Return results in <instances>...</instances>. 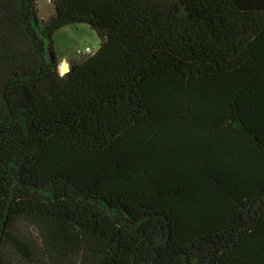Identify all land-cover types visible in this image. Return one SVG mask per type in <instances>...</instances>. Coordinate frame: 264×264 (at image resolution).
Segmentation results:
<instances>
[{
  "label": "trees",
  "instance_id": "1",
  "mask_svg": "<svg viewBox=\"0 0 264 264\" xmlns=\"http://www.w3.org/2000/svg\"><path fill=\"white\" fill-rule=\"evenodd\" d=\"M49 1L0 0V264H264V0Z\"/></svg>",
  "mask_w": 264,
  "mask_h": 264
},
{
  "label": "rangeland",
  "instance_id": "2",
  "mask_svg": "<svg viewBox=\"0 0 264 264\" xmlns=\"http://www.w3.org/2000/svg\"><path fill=\"white\" fill-rule=\"evenodd\" d=\"M36 2L40 17L45 18L53 14L54 9L49 0H36ZM52 41L55 58L59 63V74H62L60 68L62 69L63 64L68 63L70 65V62L76 60L80 53L85 54L87 48L93 52L97 51L100 43L94 30L86 24L64 26L54 33ZM21 231L26 238L32 239L36 244V234L31 227L24 224L21 226ZM9 262L11 264H26L18 257L9 260Z\"/></svg>",
  "mask_w": 264,
  "mask_h": 264
},
{
  "label": "water",
  "instance_id": "3",
  "mask_svg": "<svg viewBox=\"0 0 264 264\" xmlns=\"http://www.w3.org/2000/svg\"><path fill=\"white\" fill-rule=\"evenodd\" d=\"M60 71L62 74H65L69 71V65L68 63L63 64L62 69L60 68Z\"/></svg>",
  "mask_w": 264,
  "mask_h": 264
},
{
  "label": "built area",
  "instance_id": "4",
  "mask_svg": "<svg viewBox=\"0 0 264 264\" xmlns=\"http://www.w3.org/2000/svg\"><path fill=\"white\" fill-rule=\"evenodd\" d=\"M85 53H86V54H92L93 52H92L90 49L87 48V49L85 50ZM61 75H62V74H61Z\"/></svg>",
  "mask_w": 264,
  "mask_h": 264
},
{
  "label": "crops",
  "instance_id": "5",
  "mask_svg": "<svg viewBox=\"0 0 264 264\" xmlns=\"http://www.w3.org/2000/svg\"><path fill=\"white\" fill-rule=\"evenodd\" d=\"M40 17V16H39ZM40 18H42V17H40ZM46 18V17H45ZM42 19H44V18H42ZM63 62H65V61H63Z\"/></svg>",
  "mask_w": 264,
  "mask_h": 264
}]
</instances>
